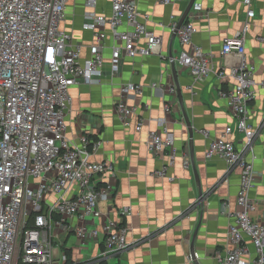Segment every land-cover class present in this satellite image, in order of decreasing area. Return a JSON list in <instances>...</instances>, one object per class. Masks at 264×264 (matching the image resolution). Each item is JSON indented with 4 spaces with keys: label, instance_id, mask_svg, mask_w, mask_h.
<instances>
[{
    "label": "built area",
    "instance_id": "obj_1",
    "mask_svg": "<svg viewBox=\"0 0 264 264\" xmlns=\"http://www.w3.org/2000/svg\"><path fill=\"white\" fill-rule=\"evenodd\" d=\"M70 1L0 0V264H58L54 245L57 227L70 228L83 243L99 236V229L84 221L102 216L99 203L110 199L113 186L108 183L100 187L96 177L115 174L116 167L111 161L91 160L102 140L82 135L77 144L67 137L70 89L83 82L101 81L107 47L111 48L113 70L124 57L135 59L162 49L163 38L149 28L147 21L151 17L139 11L136 0H109L110 15L97 13L99 0H85L83 28L94 33V42L89 46V56L83 58L82 45L75 43L63 26ZM175 1L178 0H162ZM241 1L247 9L244 26L225 40L221 50L224 59L237 58L234 64L226 62L215 70L213 56L193 43L201 3L195 2L178 30L177 21L171 28L177 30L183 46L176 61L189 69L194 79H206L215 73L221 81H233L230 87H221L219 94L228 102L237 126H227L219 136L211 138L206 151L208 159H224L231 171L239 170L240 176V209L232 214L229 227L232 247L219 255L220 264H264V219L254 217L257 205L251 197L258 158L254 149L257 130L249 121L250 102L258 86L264 89V75L259 78L255 65L246 57V43L256 16L254 0ZM106 28L112 32L111 45L107 43ZM256 40L264 45V34L257 35ZM152 87L165 96L167 87L162 83H153ZM121 91L116 108L128 125L137 108L130 106L127 99L140 94L142 86L128 83ZM164 122V118L158 119L163 132L150 134L151 153L174 147V134ZM143 126V119H139L136 129L142 130ZM235 131L244 135L241 148L232 138ZM200 132L210 137L206 129ZM174 159L172 153L169 164L155 174L174 181L168 171ZM183 164L190 167L189 152ZM52 196L56 200L52 201ZM132 212L131 207L120 209L125 217ZM69 218L79 219L80 224L66 226ZM102 231L104 255L130 247L127 225L108 220ZM249 242L255 248L253 257Z\"/></svg>",
    "mask_w": 264,
    "mask_h": 264
},
{
    "label": "crops",
    "instance_id": "obj_2",
    "mask_svg": "<svg viewBox=\"0 0 264 264\" xmlns=\"http://www.w3.org/2000/svg\"><path fill=\"white\" fill-rule=\"evenodd\" d=\"M189 2L136 0L139 11L151 17L147 21L149 28L163 38L161 52L135 59L124 57L113 70L111 48L107 47L101 81L71 87L72 102L66 114L67 137L77 144L82 135L102 140L91 160L111 161L116 170L115 174L96 177L100 187L108 183L113 186L110 199L99 203L102 216L88 217L84 221L87 226L99 229L96 239L83 243L70 228H56L54 245L58 264H67L66 251L70 252L72 264H220L219 255L232 247L229 227L232 214L240 209L237 202L239 170L231 171L222 158L208 159L206 151L211 138L219 136L227 126H237L228 102L219 94L221 87H230L233 81H221L215 73L196 80L189 69L178 62L174 71L171 54L177 60L183 46L171 27L173 21L179 23ZM196 2L203 7L197 15L198 32L193 43L213 56L215 70L226 62L236 63L235 57L224 59L221 50L225 40L235 36L244 26L245 5L241 0ZM254 8L256 16L246 43V57L261 78L264 75V45L256 36L264 34V2L254 0ZM95 10L110 15V1L99 0ZM85 11V0H71L63 24L73 35L74 42L82 45L83 58L89 56V46L94 42V33L83 28ZM105 32L107 43L111 45V29L106 28ZM128 83L141 85L142 92L127 99L130 106L137 108L127 125L116 106L122 96V87ZM153 83L167 87L164 97L153 89ZM255 94L250 102L249 121L257 130L254 149L258 158L251 197L257 205L254 217L264 219V89L258 86ZM161 118L165 119L164 126L173 132L175 144L162 153H151L148 148L150 134L163 132L158 123ZM139 119L144 121L142 130L136 129ZM202 129L209 131L210 137L203 135ZM190 130H193L192 138ZM243 137L237 131L232 135L239 148ZM186 152L191 160L189 168L183 164ZM172 153L175 159L168 171L175 180L169 181L155 171L169 164ZM51 200L56 197L52 196ZM123 207H131L132 214L122 216L120 209ZM108 220L129 227L130 247L104 255L102 230ZM78 224L79 219L69 218L65 225ZM249 249L253 257L255 248L250 242Z\"/></svg>",
    "mask_w": 264,
    "mask_h": 264
},
{
    "label": "water",
    "instance_id": "obj_3",
    "mask_svg": "<svg viewBox=\"0 0 264 264\" xmlns=\"http://www.w3.org/2000/svg\"><path fill=\"white\" fill-rule=\"evenodd\" d=\"M196 1H197V0H190V2H189V4H188V6H187V8H186V10H185V12H184L182 18L180 19V21H179V23H178L177 30H178V29L183 25V23L187 20V17H188V15H189V13H190L191 9L193 8V6H194V4H195ZM177 30L174 32V36L177 35ZM171 62H172V66H173L174 71H176V62H177V61H176L175 57H174L172 54H171ZM190 132H191V138H192L193 130H190ZM200 194H201V199H202V198H203V192L201 191Z\"/></svg>",
    "mask_w": 264,
    "mask_h": 264
},
{
    "label": "trees",
    "instance_id": "obj_4",
    "mask_svg": "<svg viewBox=\"0 0 264 264\" xmlns=\"http://www.w3.org/2000/svg\"><path fill=\"white\" fill-rule=\"evenodd\" d=\"M66 254H67V264H71V261H70V252L69 251H66ZM20 264H23V263H20ZM104 264V263H103Z\"/></svg>",
    "mask_w": 264,
    "mask_h": 264
}]
</instances>
